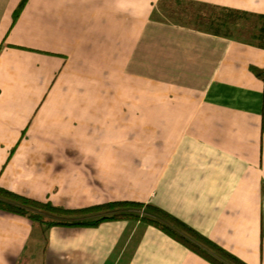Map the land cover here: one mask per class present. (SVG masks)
<instances>
[{
    "label": "crops",
    "instance_id": "obj_1",
    "mask_svg": "<svg viewBox=\"0 0 264 264\" xmlns=\"http://www.w3.org/2000/svg\"><path fill=\"white\" fill-rule=\"evenodd\" d=\"M21 2L0 0V186L152 203L264 264V48L224 11L264 0ZM0 264L212 263L141 221L44 231L0 210Z\"/></svg>",
    "mask_w": 264,
    "mask_h": 264
},
{
    "label": "trees",
    "instance_id": "obj_2",
    "mask_svg": "<svg viewBox=\"0 0 264 264\" xmlns=\"http://www.w3.org/2000/svg\"><path fill=\"white\" fill-rule=\"evenodd\" d=\"M27 1L22 0L15 12V18L18 17ZM224 11L230 25L238 27L241 25L239 34L243 36L238 39H244L264 48V14L253 15L231 9ZM217 33L221 34V31ZM253 70L264 81V69L253 68ZM0 210L25 216L31 220L33 225L43 227L44 231L53 226L91 227L105 221H141L162 230L212 264H247L209 240L189 224L151 203L112 201L84 208L67 209L54 205L50 201L44 202L29 198L0 186Z\"/></svg>",
    "mask_w": 264,
    "mask_h": 264
},
{
    "label": "rangeland",
    "instance_id": "obj_3",
    "mask_svg": "<svg viewBox=\"0 0 264 264\" xmlns=\"http://www.w3.org/2000/svg\"><path fill=\"white\" fill-rule=\"evenodd\" d=\"M2 48H3V46L1 45V47H0V52H1V50H2ZM152 89H153V87H151ZM134 89H135V91L136 92H143L142 94H144L145 95V92L147 91V86H144L143 87V89H141L140 90V87H134ZM129 93V92H128ZM120 94V93H119ZM150 95L152 96V95H155L156 96V94H153V93H150ZM136 98V97H135ZM135 100H133V102H134ZM133 102H130L129 100H128V103H124V104H122L123 105V107L126 109V108H128V109H137V106L136 105H134L133 104ZM134 103H136V102H134ZM120 108H121V106H120ZM139 202V201H138ZM141 202V201H140ZM142 203H144V202H142ZM147 204V203H146ZM152 204V203H151ZM135 222V221H134ZM137 222V221H136Z\"/></svg>",
    "mask_w": 264,
    "mask_h": 264
}]
</instances>
